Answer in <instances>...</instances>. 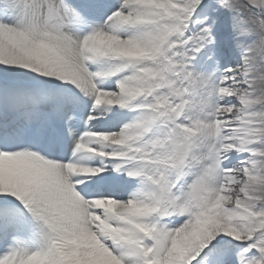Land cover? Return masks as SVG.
I'll return each instance as SVG.
<instances>
[{
    "label": "snow or ice",
    "instance_id": "obj_1",
    "mask_svg": "<svg viewBox=\"0 0 264 264\" xmlns=\"http://www.w3.org/2000/svg\"><path fill=\"white\" fill-rule=\"evenodd\" d=\"M0 264H264V0H0Z\"/></svg>",
    "mask_w": 264,
    "mask_h": 264
}]
</instances>
